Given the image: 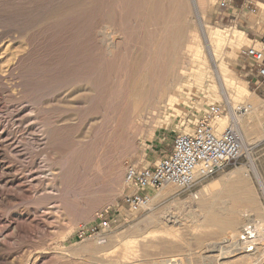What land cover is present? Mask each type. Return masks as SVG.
<instances>
[{"label":"rangeland","instance_id":"obj_1","mask_svg":"<svg viewBox=\"0 0 264 264\" xmlns=\"http://www.w3.org/2000/svg\"><path fill=\"white\" fill-rule=\"evenodd\" d=\"M182 1L183 45L194 43L190 36L196 34L206 57L201 26L244 32L245 40L236 48L226 46L221 57L232 81L227 92L236 107L249 104L252 110V100L264 107L263 90L255 89L239 58L242 47L264 36V0H252L237 23L232 17L236 0L225 10L218 7L219 0ZM169 7L170 0H0V264L234 261L244 253L219 256L222 231L205 224L208 212L200 210V191L237 169L242 191L253 203L252 211L240 212L238 228H264V196L250 170L252 160L264 186V112L256 141L246 145L236 165L189 189L150 191L158 198L145 211L129 213L120 207L125 169L152 166L167 154L180 118L190 131L209 104L224 105L223 117L231 112L225 97L212 95L211 84L222 90L213 76L220 61H208L212 80L203 90L193 93L183 85L175 102L159 98L154 115L141 123L131 116L126 91L135 72L159 73L171 29L163 27L161 15ZM180 52L186 68L197 64L185 59L183 46ZM249 117L250 112L239 119L242 127ZM97 118L103 122L94 127L98 131L88 147L80 144L78 138ZM53 176L54 188L47 189ZM106 210L112 212L110 228L99 236L80 237L97 227ZM150 217L154 223L145 222ZM253 246L264 248L261 232Z\"/></svg>","mask_w":264,"mask_h":264},{"label":"bare ground","instance_id":"obj_2","mask_svg":"<svg viewBox=\"0 0 264 264\" xmlns=\"http://www.w3.org/2000/svg\"><path fill=\"white\" fill-rule=\"evenodd\" d=\"M183 2L184 1L182 0H170L171 8L169 7L170 9L167 11L166 14L163 13V15H161V23L163 22V27L167 28V26L170 25L171 29L169 44L164 45L163 52H161L163 61L161 60L162 63L161 68H159V73H143L142 71L144 69L141 71L139 70L140 72H135L134 76L136 78L134 79L132 77V80H134L132 81L131 85L129 84L130 87L126 91L125 97L126 102L129 104L130 114L132 117L138 119L140 123L142 120L147 119V115H154V111H156V109L158 108L156 106L158 102L161 101H158L159 98L161 99L162 97L167 96L168 102H175L177 100L176 97L183 93L181 89L183 85L187 86L193 93H196L199 90H203L207 83L212 80V75H210V69L208 67V61L216 63L220 61L219 64L217 63V70H214L215 72L213 73V76H215V78L218 79L221 83L222 90L219 88L220 86L217 85L216 87L211 84L213 97L217 100L222 99L221 97H225V99L227 100L226 104L229 105L231 111L234 110L237 106L234 105V100L230 99V94H228L227 92V87L232 83V81L225 75V73L228 72V69L225 63L221 61V57L225 52L226 46H233L236 48L238 45L241 44L243 40H245L246 37L244 32L237 30L233 33H227L226 31H222L219 29L201 26L200 36L203 39L205 48L207 49L206 57L205 53L202 51L203 47L200 44L199 37H197L196 34L190 36L191 40H193L194 43L188 42L187 45H183V41L185 39V23L183 19L184 11H182V6L185 3L183 4ZM112 35L113 33L110 34L109 39ZM112 42H110V48L114 45ZM182 46L185 50V59L193 61L195 63L197 60V64H195V66L186 68L183 65L185 63L184 56L183 52H180ZM155 59H153V61H155ZM13 70L15 71L14 68ZM234 98L237 99L238 97ZM263 112L264 107L256 101L252 100V110L250 111V117L248 118V121L243 127L242 122H239V119H237L238 127L240 125L242 130L244 153L246 152V145L256 141L254 133L258 124L259 117ZM102 114L105 115V113ZM230 114L229 116H222L217 121L220 130L223 129L229 123L231 119ZM97 115L99 114L97 113ZM93 121L94 122L89 124L90 126H88V128L86 129V132L83 133L80 138H78L79 143L82 145L85 144L84 146H87V144L90 142L89 140L93 137V133L98 131L96 130V128L94 130V127H96L99 124V121L101 120L97 118ZM102 122L103 121H101V123ZM97 129H99V126L97 127ZM250 170L252 171L253 177L264 196V186L256 167L252 163V160H250ZM239 172L240 169H237L235 172H231L225 177H223L221 181L213 182L211 183V186L204 187L200 191L201 196L204 197V199H202L200 202V210L204 212L207 209L208 214L204 213L203 218L206 225L215 226L222 231V236L224 240L223 243L220 244L223 245H219L218 247V251L220 253L219 256L221 258L224 256L227 257L231 253L233 254L239 251L244 253V255L240 256L238 259L231 262H227L226 264H258L260 260L264 258V248H255L253 245L256 241L257 233L261 232L264 236V228H257L255 226L252 231L248 232H245L244 229L240 230L238 228V222L240 221V212L249 213L253 210V203L250 200L248 193L244 190L242 191L241 177L239 175ZM54 178L55 177L53 176L48 180L50 184H48L47 189L52 190L54 188ZM150 194L152 202L156 198H158L157 194ZM193 199H197V196H193ZM208 201L209 203H207ZM261 218L264 220V215ZM154 221L155 219L153 217H150L145 222L151 224L154 223ZM209 249L211 250V248ZM210 252H212V250ZM255 258H258L259 260L256 261ZM15 263L16 262H13L11 264ZM169 263L175 264L176 261H169Z\"/></svg>","mask_w":264,"mask_h":264},{"label":"built area","instance_id":"obj_3","mask_svg":"<svg viewBox=\"0 0 264 264\" xmlns=\"http://www.w3.org/2000/svg\"><path fill=\"white\" fill-rule=\"evenodd\" d=\"M230 0H219L221 10L228 8ZM250 5V4H249ZM241 70L254 80L255 89L264 92V36L244 46L239 52ZM251 80V81H253ZM251 111L249 104L231 111V119L219 129L217 121L224 116L226 108L209 104L192 125L191 131L180 132L171 141L170 151L152 166H128L123 182L126 192L120 207L129 213H138L149 208L152 191H161L166 186L189 189L226 166L236 165L244 157V144L237 119ZM260 136L264 140V120L260 123ZM151 191V192H150ZM112 212L105 211L98 219L97 227L81 232L99 236L110 228ZM252 231V225L243 228Z\"/></svg>","mask_w":264,"mask_h":264},{"label":"crops","instance_id":"obj_4","mask_svg":"<svg viewBox=\"0 0 264 264\" xmlns=\"http://www.w3.org/2000/svg\"><path fill=\"white\" fill-rule=\"evenodd\" d=\"M251 1L252 0H236V3L237 4H236V6L234 8V10L236 12H235V15L232 16L234 22L237 23V22H240L242 20V18L240 17V15H241L242 11L244 10V7H248V5L251 4ZM231 2L234 3V0H231ZM180 117H183V114L182 113L180 114ZM181 119L182 118H180V120ZM180 120H179L178 125H177L176 134L177 133H180V132H189V129H185V127H183V123H181L182 120H181V122H180ZM190 131H191V129H190Z\"/></svg>","mask_w":264,"mask_h":264}]
</instances>
